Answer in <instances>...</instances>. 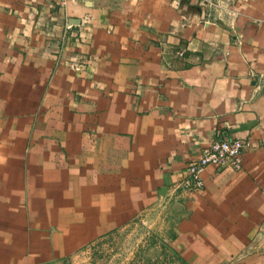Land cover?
Segmentation results:
<instances>
[{
  "label": "crops",
  "instance_id": "1",
  "mask_svg": "<svg viewBox=\"0 0 264 264\" xmlns=\"http://www.w3.org/2000/svg\"><path fill=\"white\" fill-rule=\"evenodd\" d=\"M215 139L239 170L174 192ZM166 207L187 264H264V0H0V264Z\"/></svg>",
  "mask_w": 264,
  "mask_h": 264
},
{
  "label": "rangeland",
  "instance_id": "2",
  "mask_svg": "<svg viewBox=\"0 0 264 264\" xmlns=\"http://www.w3.org/2000/svg\"><path fill=\"white\" fill-rule=\"evenodd\" d=\"M180 214L174 207L153 210L82 249L80 261L91 264H187L174 241V225Z\"/></svg>",
  "mask_w": 264,
  "mask_h": 264
},
{
  "label": "built area",
  "instance_id": "3",
  "mask_svg": "<svg viewBox=\"0 0 264 264\" xmlns=\"http://www.w3.org/2000/svg\"><path fill=\"white\" fill-rule=\"evenodd\" d=\"M52 3L63 5L67 1L76 0H49ZM245 143L233 139H215L207 142L198 155L187 163L183 176L177 180L172 190L190 194L202 187L200 174L208 167H228L239 170L242 150Z\"/></svg>",
  "mask_w": 264,
  "mask_h": 264
}]
</instances>
